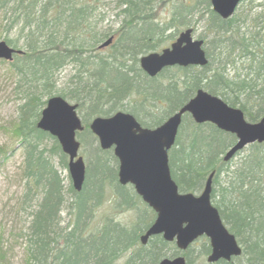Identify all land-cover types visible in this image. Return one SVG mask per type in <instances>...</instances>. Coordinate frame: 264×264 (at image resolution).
I'll use <instances>...</instances> for the list:
<instances>
[{
    "label": "trees",
    "instance_id": "1",
    "mask_svg": "<svg viewBox=\"0 0 264 264\" xmlns=\"http://www.w3.org/2000/svg\"><path fill=\"white\" fill-rule=\"evenodd\" d=\"M102 2L0 0V23L5 32L17 30L14 38L5 36L3 40L23 51L7 62L18 76V83L23 84L25 94L10 129L13 136L18 137V146L23 152L19 174L24 180L23 202L26 204L33 193L41 195L37 208L35 206L30 214L26 252L31 264H105L120 248L136 244L138 236L135 235L142 233L154 218V213L145 212L149 219L151 215L153 218L136 228V232L134 228L143 224L145 220L141 217L145 213L138 215L132 228L108 220L101 228L88 230L87 218L103 194L95 198L87 194L94 185L87 173L79 192L70 185L66 187L70 195L71 225L67 230L57 227V212L66 197L64 177L53 162L57 156L66 166L67 158L57 140L36 127L47 98L59 95L77 105L83 124V131L76 134L80 145H85L89 139L96 140L88 130L89 122L96 116L107 117L122 110L130 113L141 126L153 128L178 110L199 88L240 108L247 121L255 122L264 116V44L261 45L264 39L256 38L259 30L250 35L240 32L243 13L222 19L212 11L209 0H116L119 9L116 17L120 22L109 32L97 27L103 15L100 20L95 19L100 14L98 9ZM160 9L169 11L162 22L157 20ZM5 19L9 20L8 25L4 23ZM201 20L206 31L212 34L210 43L224 55L222 66L218 67V64L212 68L208 59L203 67L165 68L154 77H148L140 69L141 55L163 48L162 44L173 41L182 29L192 27L194 31V26ZM171 29L172 32L167 34ZM110 36H113L112 43L100 50L98 45ZM20 39L21 44L18 43ZM204 49L209 58V47ZM234 54L243 59L249 71L241 79L237 75L229 78L226 74L225 67L233 64ZM69 64L73 65L75 73L64 88L56 89V74ZM46 140L51 141L49 147L44 144ZM234 142V135L210 123L196 124L186 114L175 143L168 151V166L181 192H199L209 173L215 172L211 201L224 225L241 245L242 254L229 262L219 260L214 264H235L234 260H241L237 264H264V143L247 146V153L230 170L232 159L223 162L222 156ZM85 158V167L93 159L104 163L116 161L111 151L101 150L99 146L91 149ZM103 171L100 169L98 175ZM223 172L228 179L216 190L214 187ZM115 178L116 172L114 183L117 184ZM96 187L99 188L98 182ZM134 202L124 204L120 200L122 205L129 207L135 206ZM107 224L112 225L111 228L108 229ZM106 230L109 233H105ZM94 240L103 241L102 246L90 247ZM204 240L203 254L207 255L210 248ZM150 241V249L137 250L126 264L129 261L157 264L162 256L160 248L165 247L166 242L161 236H153ZM85 245L89 246L88 251ZM152 250L156 257L150 262ZM176 252L173 250L168 257ZM186 254L188 262H194L188 251ZM106 255L108 259L105 260Z\"/></svg>",
    "mask_w": 264,
    "mask_h": 264
},
{
    "label": "water",
    "instance_id": "2",
    "mask_svg": "<svg viewBox=\"0 0 264 264\" xmlns=\"http://www.w3.org/2000/svg\"><path fill=\"white\" fill-rule=\"evenodd\" d=\"M241 0H209L211 9L220 18L233 15ZM112 37L102 42L99 48L108 46ZM22 53L0 40V60L11 61L13 54ZM208 59L203 50V40L195 39L192 28L182 30L169 47L160 52H151L139 58V65L149 77L172 66H205ZM77 106L61 96L49 97L40 112L36 127L53 136L68 157L67 170L72 188L79 192L85 174L83 158L78 154L80 143L76 132L83 129L76 113ZM184 114H189L196 124L210 123L217 129L233 134L235 142L223 156L228 162L234 155L253 143H264V116L255 122L245 119L240 108L232 107L221 98L199 88L177 111L154 128L142 127L127 112L117 111L108 117L97 116L89 123L91 133L99 147H112L118 160L117 179L120 185L131 184L135 193L150 207L155 218L140 235L141 244L155 235L166 242H173L180 250H186L199 237H206L210 252L208 263L219 259L229 261L241 254L235 236L223 224L218 210L211 203V172L204 181L200 193L179 192L171 178L168 166V150L173 146ZM183 256L167 257L159 264H184Z\"/></svg>",
    "mask_w": 264,
    "mask_h": 264
},
{
    "label": "rangeland",
    "instance_id": "3",
    "mask_svg": "<svg viewBox=\"0 0 264 264\" xmlns=\"http://www.w3.org/2000/svg\"><path fill=\"white\" fill-rule=\"evenodd\" d=\"M102 3V7L98 9L100 14L96 16L95 19L97 18L100 20L102 15L103 18L101 21H99L97 27L106 28L109 32H112L117 28L120 22L119 18L116 17V13L119 10L116 8V0H103ZM236 13H238V15L243 13L241 16L243 21L240 22L241 33L245 32L247 35H250V32L259 30L258 36L256 38L261 37L264 39V0H244L236 9L235 14ZM168 15L169 11L167 9H160L157 14V20L162 22L168 17ZM194 18H196V16H194ZM254 19L257 21H254ZM5 22L6 25H8L9 20L5 19L4 23ZM172 30L173 29L168 30L166 33H171ZM16 34L17 30H15V28L12 30L9 29L7 32H5L3 24L0 23V40L5 36L14 38ZM177 35L178 33H176L175 37ZM193 37L196 39H203L204 46L207 48L209 47L210 54L208 59L211 61V67H217L218 64V67L222 66L221 64L223 61H225L224 55H220L218 53L219 49L215 48V44L210 43L212 34L206 31L203 20L199 21L194 26ZM21 40L22 39L18 41L19 44L22 43ZM263 44L264 41L261 42V45ZM162 46H169V42L167 41L163 43ZM160 50L161 49L158 48L157 51L159 52ZM233 58H235L233 64H227L225 67L226 74L229 78H233L235 75H237L241 79L242 77H245L247 73H249L246 68V63H244L242 58H237V54H234ZM74 73L75 70L72 64L66 65L63 69H61L56 74V89H60L62 87L64 88ZM18 80V76H16L14 71L11 70L10 65L7 62L0 61V264H31L28 263L26 252L27 243L30 236V214L34 210L41 196L40 193H33L31 194L28 203L24 204L25 201L23 202L24 180H22L19 176L23 152L18 146V137H14L13 133L10 131L12 124L16 120L17 106L20 104L22 98L25 95L23 93V84L20 82L18 83ZM77 114L79 117L82 116L81 113ZM44 144L49 147L51 141L46 140ZM97 146V139H89L88 143L85 145H80L79 155L83 157L85 164V155L88 154L91 149ZM247 149L248 147H245L232 159V162L229 165L230 170L234 168L240 161L241 157L247 153ZM109 151L112 152V149ZM57 162L58 160L55 159L54 163ZM103 163L104 162L102 161H92L88 166L90 181H92L94 185L92 190H90L87 194L92 197L94 196V198L103 194L99 204L92 210L93 214L89 221L90 223L88 230H97L98 228H101L108 220H111L113 223H118L121 226L132 228L134 227L133 224L137 221L138 215L145 212L148 213V211L153 213V211L141 201L130 185L122 186L127 188V190H122L118 188L117 184L114 183L115 172L117 174V161H110V164H115V171L112 167L107 166L104 163L106 165L105 166ZM57 168L61 175L66 177L65 185L67 186L69 181L67 178V169H61L59 166H57ZM100 169L104 171L98 175V171H100ZM227 179V174L225 172L220 174L218 177V183L215 185L214 189L219 190L220 187L225 184ZM115 181L117 183V177L115 178ZM97 182L99 183V188L96 187ZM132 194L136 196L138 200H136ZM65 197V203L63 205L64 209L60 214L61 219L59 224V226H61L63 229H65L66 226L69 227V224L71 223V216L69 215L68 208L70 195L66 187ZM119 199L124 204H130L131 201L135 200V206L129 207L122 205ZM147 213L144 214V217L145 215L147 216L146 219L141 217V219L145 220L143 224H138L134 228L135 232L136 228L142 227L147 222V220L148 222L149 220H152V215H149V219ZM111 226L112 225L107 224L108 229L111 228ZM105 233H109V230H106ZM140 234L141 232H139L138 236ZM92 243L90 247L94 248L97 246H102L103 241L94 240ZM204 243V237H200L188 247L190 258L195 264H209L206 262V255L203 254ZM136 245L137 247H131L126 252L120 254L119 258L112 261V264H125L126 260H128L131 255L133 256L137 252L136 250L138 248L142 247L144 250L150 249L151 241H147L146 245H141L139 241H137ZM86 248H89V246ZM85 250L87 251V249ZM173 250L178 251L174 243L166 242V246L162 247V249L160 248L159 253L162 256H160L158 261L162 257H168V254L173 252ZM155 257L156 252L152 250L149 256L150 262H153ZM106 259H108L107 255L105 256V260ZM239 261L241 260H234V263L237 264ZM62 264H67V262Z\"/></svg>",
    "mask_w": 264,
    "mask_h": 264
},
{
    "label": "bare ground",
    "instance_id": "4",
    "mask_svg": "<svg viewBox=\"0 0 264 264\" xmlns=\"http://www.w3.org/2000/svg\"><path fill=\"white\" fill-rule=\"evenodd\" d=\"M204 41H203V50H204V52H205V49H204ZM206 54V53H205ZM139 67H140V65H139ZM141 69V68H140ZM142 70V69H141ZM145 73V72H144ZM146 74V73H145ZM147 75V74H146ZM148 76V75H147ZM149 77V76H148ZM179 109V108H178ZM55 158L58 160V157L57 156H55ZM92 161H100V160H92ZM107 163H109V165L112 167V165L110 164V160L109 161H105V164L106 165H108ZM104 164V163H103ZM104 164V165H105ZM53 165L57 168V166H59L61 169H67V165L65 166V165H63L61 162H57V163H54L53 162ZM105 165V166H106ZM66 167V168H65ZM58 169V168H57ZM87 169H88V167H85V174H84V179H83V183H82V187H83V184H84V181H85V177L87 176ZM215 173V172H214ZM224 173V172H223ZM220 174H222V173H220ZM67 178H68V185H70L71 187H72V183H71V178H70V176H69V173H68V170H67ZM65 179H66V177H64V187H68V185L66 186L65 185ZM82 189V188H81ZM74 190V189H73ZM75 191V190H74ZM39 201H40V199H39ZM39 201H38V203H39ZM27 203L29 202V201H26ZM38 203L36 204V208H37V205H38ZM69 208V207H68ZM63 207L60 209V210H58V212H57V219H58V222H57V227L60 229L61 228V226H59V224H60V214L62 213V211H63ZM92 210V209H91ZM71 212H70V209H69V215L71 216ZM92 212L90 211V215L88 216V218H87V221L86 222H88V223H90L89 221H90V219L92 218ZM71 222V221H70ZM68 224V223H67ZM69 225H71V223L69 224ZM65 229L67 230L68 229V226H66L65 227ZM64 230V229H63ZM136 237L138 236V234H136L135 235ZM94 243H96V242H94ZM93 244V243H92ZM133 246H131V245H128L127 246V248H125V249H122V248H120L119 249V251H117L115 254H113L112 255V257H110V259H109V261L108 262H106L105 264H112V261H114V260H116L117 258H119V256H120V254H122L123 252H126L128 249H130L131 247H137V245L136 244H132ZM87 246L85 245V249H87V251H88V249L89 248H86ZM141 249H143L142 247H140ZM58 254H59V252H58ZM129 264H136L135 262H133V261H129L128 262Z\"/></svg>",
    "mask_w": 264,
    "mask_h": 264
},
{
    "label": "flooded vegetation",
    "instance_id": "5",
    "mask_svg": "<svg viewBox=\"0 0 264 264\" xmlns=\"http://www.w3.org/2000/svg\"><path fill=\"white\" fill-rule=\"evenodd\" d=\"M137 241H139V238H138ZM136 244H137V242H136ZM139 249H141V248H138L137 250H139ZM137 250H136V251H137ZM179 255H183V257H184V259H185L184 264H195L194 262H188V261H189V257L187 256L186 252H185V253H180V252L177 251L176 254L170 256L169 258H174V257H177V256H179ZM131 256H132V255H131ZM190 259H191V258H190ZM191 260H192V259H191ZM127 261H128V260H126L125 264L127 263ZM158 263H159V262H158Z\"/></svg>",
    "mask_w": 264,
    "mask_h": 264
}]
</instances>
